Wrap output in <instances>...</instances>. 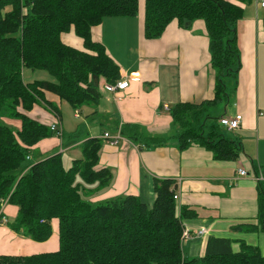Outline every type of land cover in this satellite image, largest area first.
<instances>
[{
    "label": "trees",
    "instance_id": "trees-1",
    "mask_svg": "<svg viewBox=\"0 0 264 264\" xmlns=\"http://www.w3.org/2000/svg\"><path fill=\"white\" fill-rule=\"evenodd\" d=\"M8 6L10 12L5 11ZM139 6L140 0H0V118L11 114L21 124L13 133L0 122V211L4 202L17 207L9 227L34 242L50 238L51 222L56 219L59 241L57 252L1 255L0 264H264L258 247L241 241L240 250L234 252L229 239L215 237L208 238L204 256L186 258L181 249L183 220L194 212L185 207L177 211L171 180H154L152 205L132 195L85 202L78 178L101 190L112 180L110 170L97 169L99 139L81 145L82 158L73 160L69 170L63 168L60 153L32 164L27 171L23 168L30 149L55 135L27 112L39 103L56 116L63 102L74 111L97 104L100 80L115 84L120 70L104 46L92 41L91 29L105 18L135 17ZM242 16L235 0H143L146 40L160 38L173 22L197 20L204 23L209 39L213 98L169 109L180 151L200 145L216 160L239 157L237 143L220 135L214 125L207 127L206 135L204 130L208 120L218 123L224 117H212L211 112L227 105V84L236 89L241 68L237 23ZM71 31L83 41L82 50L63 43L62 36ZM25 68L46 72L53 81L26 83ZM120 134L139 147H159L168 140L132 124L121 126ZM253 172L259 177L255 166ZM256 190L255 221L232 230L264 233V179H258ZM2 217L0 212V221Z\"/></svg>",
    "mask_w": 264,
    "mask_h": 264
},
{
    "label": "crops",
    "instance_id": "crops-1",
    "mask_svg": "<svg viewBox=\"0 0 264 264\" xmlns=\"http://www.w3.org/2000/svg\"><path fill=\"white\" fill-rule=\"evenodd\" d=\"M260 1L235 0L243 10L242 19L237 23L241 68L231 116L242 117L241 129L233 132L237 133L236 143L241 149L236 160H216L210 150L200 145H192L183 151L178 149L169 109L179 103L197 105L214 95L215 76L210 64L209 39L204 23L197 20L182 25L173 22L160 38L146 40L143 37L142 0L137 16L105 18L91 29L92 41L104 46L107 55L119 67L120 79L137 72L140 80L130 82L126 90L117 93V101H114V95L100 90L105 85L104 80H100L99 102L76 110L78 114L74 112L76 120L83 117L78 132L68 141L57 138L50 146L46 145V139L41 141L30 149V159L23 168L54 153H68L73 157L72 161L81 159L79 144L86 139H99L97 169L110 170L112 180L103 190L93 184L88 202L96 204L132 195L152 205L154 180H171L178 196L177 211L185 207L194 212L192 217L183 220V231L189 232V238L181 242L186 258L204 256L209 237L229 239L234 252L240 250L242 241L258 247L264 257V233L231 229L255 221L259 177L254 175V166L264 179V8ZM129 36L133 42L127 44ZM61 39L69 46L83 49V41L72 31ZM40 108L35 105L27 116L33 119ZM40 112L45 113L42 109ZM51 114L48 126L58 119ZM0 120L14 126L15 120L6 117ZM59 123L62 131L63 124L60 120ZM127 124L142 127L150 136L168 140L159 147H139L123 137L116 146L99 138L103 133H118L121 126ZM61 134L63 137L64 132ZM57 147L59 152H56ZM239 169L247 175L238 176ZM0 212L7 220L5 225L0 224V256H32L58 251L56 219L51 222L50 238L45 242H34L9 227L16 219L17 207L4 202ZM199 231L204 233L197 235L195 232Z\"/></svg>",
    "mask_w": 264,
    "mask_h": 264
},
{
    "label": "rangeland",
    "instance_id": "rangeland-1",
    "mask_svg": "<svg viewBox=\"0 0 264 264\" xmlns=\"http://www.w3.org/2000/svg\"><path fill=\"white\" fill-rule=\"evenodd\" d=\"M141 2H142V0L140 1V3ZM11 10H12V7H10V6L5 8L6 12H10ZM129 42H133V40L130 38V36L128 37L127 44ZM135 57H136V55H135ZM22 76H23V79H24V81L26 83H32L35 80H39V81H45V80L53 81V78L51 76H49L46 72H42V71L32 72L31 70H29L27 68L23 69ZM226 90H227V94L229 95V100H228L227 105L226 106H220V107L216 108L215 110H213L211 112V116L212 117H218L220 115H226L229 118V117H231L234 114L233 111L235 109V104H234L235 100L234 99H235L236 89L233 90V87H231L229 84H227V89ZM37 105L39 107H41L40 110L41 109L44 110L45 113L40 112V110H37L36 113L34 114V117H32V118L35 119V120H39L40 122H42L43 124L48 126L49 122H50L49 120H50L51 112H49V110L46 109L45 106L42 103H39ZM1 110H3V109H1ZM74 112L75 111L66 102H63L61 104V107H59V115L57 116L58 119H57V121L55 120L56 122H54L53 124L57 125L58 130H60V132H62V131L64 132V136L62 137V135L61 136L53 135V139L52 138L51 139H46L47 140V142H46L47 146L55 144L57 142L56 141L57 138H59V139L61 138L62 140L65 139V141H68L69 137H71L72 134H74L76 131L78 132V130L80 128V126H79L80 124L79 123L82 121L83 117H82L81 120H76L74 118ZM0 114H1V112H0ZM6 118L11 119V120H15V122L13 123V125H14L13 127L8 125V124H6V123H3L1 120H0V122L3 123L4 125H6L7 127L11 128L13 133L18 132L20 130L19 127L21 126L20 120L18 118H14L11 114L8 115ZM51 119H53V117H51ZM59 120L63 124L62 131H61ZM211 125H214L216 127L215 129L217 130V132L220 135H222L224 138H226V139H228L230 141H233V142H237L238 141V140H236L237 133L235 134L233 132H227L225 128H223L221 126H218V123L215 120H208L206 122V128L204 130L205 131V135L210 130L207 127H209ZM87 140L88 139H86L85 141H83L79 145L84 144ZM80 147H79V150H80ZM59 151H60V149H59V147H57L56 152H59ZM60 155H61V158H62L63 168L65 170H69L71 168V166H72V158L73 157L70 154H68V153H60ZM81 158H82V156H81ZM25 161L27 162L29 160L25 159ZM30 166L31 165H28L27 168H25V170L27 171ZM77 182L81 183L82 184L81 186L84 187V189H85V190L82 189L81 192H80L81 196H82V199L85 202H88V200H89V198L91 196L89 190L94 185L92 186V185H89V184H85V183H83L80 180V178L77 179ZM83 191H85V192L83 193ZM92 204H94V203H92Z\"/></svg>",
    "mask_w": 264,
    "mask_h": 264
},
{
    "label": "built area",
    "instance_id": "built-area-1",
    "mask_svg": "<svg viewBox=\"0 0 264 264\" xmlns=\"http://www.w3.org/2000/svg\"><path fill=\"white\" fill-rule=\"evenodd\" d=\"M260 6L262 8H264V0L260 1ZM140 80V75L137 72H132L129 73L128 75H126L124 78L120 79L119 81H117L115 84H106L103 85L100 90L110 93L112 95H114V101L119 100V97L117 98L116 94L119 93L120 91H124L128 88L129 83L130 82H137ZM99 90V92H100ZM167 108V107H165ZM76 114H78V112L76 111ZM219 125L223 128L226 129L227 132H235V131H239L241 129V125H242V117L240 115H235L234 117H223L219 120ZM50 130L52 132H54L55 135L57 136H61V132L60 130H58V127L56 124H53L50 126ZM101 140L107 142L109 145L111 146H116L120 143V141L122 140V136L120 134V131H118V133L115 134H110V133H103L100 137ZM27 160H29V157H26ZM238 176L243 177L246 176L247 173L243 170V169H239L237 172ZM258 179H262V177L259 176ZM178 198L177 195L174 196V200L176 201ZM7 220L5 217L1 218L0 224H6ZM197 235L199 234H203V231H199V232H195ZM189 238V232L187 230H184L182 233V237H181V242L185 241L186 239Z\"/></svg>",
    "mask_w": 264,
    "mask_h": 264
}]
</instances>
